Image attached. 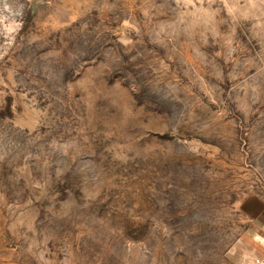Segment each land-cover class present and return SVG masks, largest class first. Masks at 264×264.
Returning a JSON list of instances; mask_svg holds the SVG:
<instances>
[{"label":"rangeland","instance_id":"obj_1","mask_svg":"<svg viewBox=\"0 0 264 264\" xmlns=\"http://www.w3.org/2000/svg\"><path fill=\"white\" fill-rule=\"evenodd\" d=\"M264 202V0H0V264H244Z\"/></svg>","mask_w":264,"mask_h":264},{"label":"crops","instance_id":"obj_2","mask_svg":"<svg viewBox=\"0 0 264 264\" xmlns=\"http://www.w3.org/2000/svg\"><path fill=\"white\" fill-rule=\"evenodd\" d=\"M256 204H259V212L256 214L255 217L258 226L255 229L256 237H251V241L260 246V249L264 251V202H257ZM253 254L255 256L250 260V262H244V264H254V261L256 259H264V254H261L256 249Z\"/></svg>","mask_w":264,"mask_h":264},{"label":"built area","instance_id":"obj_3","mask_svg":"<svg viewBox=\"0 0 264 264\" xmlns=\"http://www.w3.org/2000/svg\"><path fill=\"white\" fill-rule=\"evenodd\" d=\"M254 264H264V259H256Z\"/></svg>","mask_w":264,"mask_h":264}]
</instances>
